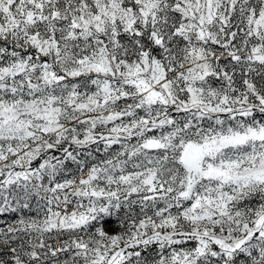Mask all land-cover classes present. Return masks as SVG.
<instances>
[{
	"label": "snow or ice",
	"instance_id": "1",
	"mask_svg": "<svg viewBox=\"0 0 264 264\" xmlns=\"http://www.w3.org/2000/svg\"><path fill=\"white\" fill-rule=\"evenodd\" d=\"M0 264H264V0H0Z\"/></svg>",
	"mask_w": 264,
	"mask_h": 264
}]
</instances>
